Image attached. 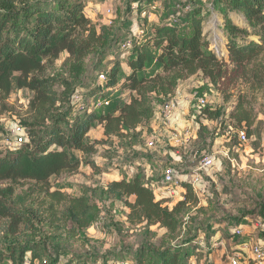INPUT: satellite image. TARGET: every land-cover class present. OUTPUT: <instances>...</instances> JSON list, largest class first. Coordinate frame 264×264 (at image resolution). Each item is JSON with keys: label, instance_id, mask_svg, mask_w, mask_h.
<instances>
[{"label": "trees", "instance_id": "trees-1", "mask_svg": "<svg viewBox=\"0 0 264 264\" xmlns=\"http://www.w3.org/2000/svg\"><path fill=\"white\" fill-rule=\"evenodd\" d=\"M87 1L0 0V101L10 96L16 73L17 88L33 93L30 117L24 121L28 142L0 157V181L33 182L29 197L37 195L33 201L36 209L20 213L0 199V210L3 217L30 226L28 231L35 226L29 219L32 212L40 224L55 233L48 239L40 231L24 241L4 243L0 264L4 258L12 264H45L48 242L56 241L57 234L67 231L78 236L96 223L101 213L100 203L93 198L97 190L92 189V196H71L52 191L51 178L79 169L80 161L72 159L71 151L94 155L100 142L114 145L120 141L130 149L140 146L157 107L174 98L181 82L201 76L215 86L226 103L232 99L229 92L242 83L244 90L236 97L230 119L247 128V138L252 135L257 116L250 94L264 97V0L213 1L224 18V23L217 25L226 38L223 49L214 47L210 33L205 32L204 10L184 4L177 11L180 5H176L171 13H163L144 44L142 36L130 38V46L123 50H131L127 62L114 60L103 70L99 77L104 78L89 91L91 95H86L85 85L93 69L89 60L96 56V62L102 64L114 58V48L122 49L123 36L112 26L94 25L85 14ZM142 1H137L138 9L143 8ZM62 54L67 55L63 72L50 74L49 68ZM113 89L126 92L128 98L97 112L99 97L103 99L105 92ZM201 116L215 121L220 113L204 108ZM96 125L102 126L104 141L92 144L87 137ZM181 187L185 193L176 203L158 198L139 168L133 178L112 181L101 189V197L121 202L128 209L130 225L143 226L145 234L151 236L152 227L164 232L159 246L148 241L139 246L134 264H208L205 253L214 243L197 236L189 226L205 208L190 182ZM260 211L264 213V207ZM257 222L263 224L264 232V217L259 216ZM238 226H242L240 218ZM57 262L51 260L50 264Z\"/></svg>", "mask_w": 264, "mask_h": 264}, {"label": "rangeland", "instance_id": "rangeland-1", "mask_svg": "<svg viewBox=\"0 0 264 264\" xmlns=\"http://www.w3.org/2000/svg\"><path fill=\"white\" fill-rule=\"evenodd\" d=\"M137 1L139 0H88L86 2L85 14L94 25L98 28L112 26L123 36L122 49L117 46L114 48L112 53L114 58H107L102 64L96 62V56L89 60L88 65L93 69L85 81L86 95H91L89 91L104 78L101 75L99 77V74L109 69L114 60L127 62L128 53H131V50H123L131 43L130 38L134 35L142 36L140 41L144 44L148 38L147 35L152 34L154 25L160 24L163 13H171L176 5H180L176 8L177 11H181V5L184 4H194L195 8L204 10L205 32L210 33L208 38L215 44L214 47L223 49L226 38L221 27L217 29V25L221 26L224 18L220 11L215 10L214 0H156L152 4L143 0V8L140 9L137 8ZM235 23H237L236 19ZM144 33H146L145 36ZM216 42L221 46L218 45V47ZM66 58L67 55L62 54L48 72L50 74L63 72L62 65ZM18 75L13 74V89L8 99L0 101V157L22 149L28 142L24 121L30 117L29 104L33 99V93L28 89L17 88ZM187 83H189V93L196 92L195 94L206 101V105H200L193 99L189 108L191 119L187 121L190 122L189 126L195 128L196 137L188 146L172 148L169 144L172 132H183L186 128L172 130V126L163 124L166 132L158 138L159 140L148 132L146 127L147 135H144L140 144L144 149H148V154H143L145 159L148 160V157L152 158L157 153L159 157L161 156L153 164L159 184H162L163 173L167 168H175L184 177L182 183L192 182L194 176H200L201 180L194 189L200 195L201 205L205 211L200 213L194 224L189 226L196 230L197 236L208 240L210 244L214 243L210 246V250L206 251L204 262L230 264L229 257L238 252L242 245L247 244L249 247L256 244L264 245L263 227L259 228L257 222L259 216L264 217V213L260 211L261 207H264V97L260 93L250 94L257 119L251 129L252 135L248 136L247 141L242 142L238 132L247 133V128L240 127L231 121L230 115L236 97L244 90L243 84L239 83L237 88L229 92L232 99L226 103L215 86L201 76H195ZM116 90L106 91L103 99L99 97L97 104L101 102V105L97 106V112L113 108L117 103L124 102L128 98L126 92L122 94ZM204 108L219 111L218 120L211 121L202 117L201 112ZM15 126L25 129L27 139L22 145L10 144L13 139L11 131ZM87 141L92 144L96 141H104L101 125H96L92 129ZM150 142L154 143L153 147H149ZM120 143L117 141L113 145L100 142L96 145L94 155L83 156L79 151H71L72 159L80 161L79 169L73 174L51 178L52 191L60 190L71 196H81L83 193L92 196V189L97 190L93 198L100 203L101 213L96 223L80 232L78 236H72L67 231H63L56 235V241L50 240L47 245L48 255L45 257V264H50L51 260L55 259H58L57 264H134V254L143 242L148 241L156 246L161 244L164 236L161 229L152 227L154 236L145 234L143 226H132L127 222L128 209L121 202L112 203L100 195L101 189L110 180L116 179L118 168L122 167V171H128L127 167L132 161L133 149L127 145L122 146ZM172 150L177 152L175 157H179L176 164L172 163ZM204 156L216 158L215 166L207 171L200 169ZM32 185L33 182L23 180L0 181V199L6 206L20 213L30 208L36 209L33 201L37 195L29 197ZM180 188L181 186L178 187ZM175 191L178 190L175 188ZM177 198V195L173 197L172 203H176ZM29 215V219L33 220L35 226L28 231L30 226L19 223L16 219L3 217L0 210V247L8 241H24L32 233L37 235L40 231L48 239L52 238L55 233L50 232L46 224H40L38 219L33 217L32 212ZM239 218L244 232L242 236L234 238L231 232L238 226ZM208 227L211 228L208 230ZM244 257L246 259L242 264H255L251 260L249 251L244 252ZM5 259L7 258H4L3 264H12ZM37 264L40 263L37 262Z\"/></svg>", "mask_w": 264, "mask_h": 264}, {"label": "crops", "instance_id": "crops-1", "mask_svg": "<svg viewBox=\"0 0 264 264\" xmlns=\"http://www.w3.org/2000/svg\"><path fill=\"white\" fill-rule=\"evenodd\" d=\"M187 81L181 82L177 88L174 99H176V101L178 102V108H177V111L175 112L174 116L172 117V119L170 121V126L163 123V120L161 117L162 107H160V106L157 107L155 117L152 119V121L147 126L148 128L151 129L150 130L151 134L155 135V138H157V139L160 136H163V133L166 132L165 131L166 129L163 127V124H165L168 127L172 126V130H183L184 128H186V129H184L183 132L182 131L172 132V134L170 135V140H169V142H170L169 144H170V146H172V148H175V147L181 148V147L188 146L189 143L191 142V140L194 137H196L195 128L193 129V126H189V124H188V123H190L189 119H191V111L189 108L191 106L192 100L193 99L196 100L195 96H194V94L196 92H194V94L193 93L191 94L188 92L189 83H187ZM195 95H197L198 97L200 96L198 94H195ZM192 118H194V117H192ZM187 120H189V121H187ZM189 127H190V129H188ZM145 134L147 135L146 129L144 131V135ZM132 151H133L134 155L132 157V161H130V163H129V167H127L128 171H126V170L122 171V167H119L117 170L118 176L116 177V179L110 180L107 183V185L112 181H118L121 179H131L138 173V169L141 168L144 172L147 184L154 190V192L156 193L158 198H169V199H171V203H172V198L175 197L176 195L178 196V198L176 200L177 202L183 198V194H184L185 190L182 187L180 189L177 188L178 191H175L172 194V193H169L166 191L163 182H162V184H159V181H158L159 179H158V177L155 176V172L153 170L154 161H156L157 159H159L161 157V156L159 157V153H157V155L153 156L152 158L148 157V160H147L144 158L143 154H145V153L148 154V149H144L140 145V146L134 147ZM176 153L177 152L172 150V159H173L172 163H175V164H176L177 160H179V157H175V156H177ZM165 170H164V172H165ZM163 175H164V173H163ZM176 201H173V202H176Z\"/></svg>", "mask_w": 264, "mask_h": 264}, {"label": "built area", "instance_id": "built-area-1", "mask_svg": "<svg viewBox=\"0 0 264 264\" xmlns=\"http://www.w3.org/2000/svg\"><path fill=\"white\" fill-rule=\"evenodd\" d=\"M130 44L126 45L124 49L129 47ZM194 96L200 105H206L205 99H203L202 97H198L197 95ZM100 105L101 102H99L96 105V108L97 106ZM177 108H178V103L174 98L170 99L162 106L161 117L166 125L170 126V121L174 116L175 112L177 111ZM11 134L13 139L10 141V144L14 143L15 145H22L27 139L25 129L21 128L20 126H15L12 129ZM238 136L240 141L242 142H245L248 139L244 131L238 132ZM148 145L149 147H153L154 143L150 142ZM215 163H216V158L214 156H204L200 163V169L207 171L209 169H212L215 166ZM193 178L194 180L190 183L195 188L197 184L200 182L201 178L199 175H196ZM183 179L184 177L180 175L175 168H167L163 175V184L166 188V191L169 193L172 192L174 193V189L175 188L177 189L178 187L181 186ZM258 227L262 228L263 224L261 222H258ZM243 232L244 230L242 226L235 227L232 230V234L236 237L242 236ZM199 243L202 244V240H200ZM247 251L251 253V260L255 262V264H264V245L262 244H256L251 247H249L247 244L242 245L240 249H238V252H235L229 257L230 264H242L243 261L246 259L244 257V252Z\"/></svg>", "mask_w": 264, "mask_h": 264}]
</instances>
